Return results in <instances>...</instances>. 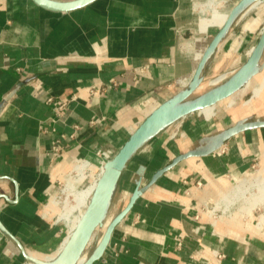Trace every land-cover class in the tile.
<instances>
[{"label":"crops","instance_id":"0c3cea01","mask_svg":"<svg viewBox=\"0 0 264 264\" xmlns=\"http://www.w3.org/2000/svg\"><path fill=\"white\" fill-rule=\"evenodd\" d=\"M196 1L96 0L58 13L32 0H0V221L27 253L47 256L60 242L63 231L46 210L75 164L116 153L190 83L211 86L246 62L259 40L254 21L246 20L256 6L245 11L251 1L223 0L236 12L219 36L229 16L199 12ZM263 56L252 86L264 76ZM111 80L117 88L90 93ZM50 97L68 101L60 115ZM242 101L234 108L225 101L209 119L197 112L170 123L136 150L96 233L103 235L140 187L139 197L92 264H264V210L218 227L195 219L207 202L264 172V91L247 106ZM94 117L106 122L91 127ZM241 127L247 129L232 134ZM186 154L148 188L159 170ZM254 165L261 171L248 174ZM26 262L0 228V264Z\"/></svg>","mask_w":264,"mask_h":264},{"label":"water","instance_id":"95a60500","mask_svg":"<svg viewBox=\"0 0 264 264\" xmlns=\"http://www.w3.org/2000/svg\"><path fill=\"white\" fill-rule=\"evenodd\" d=\"M32 1L43 9L52 12L67 13L83 8L96 0H75L70 2H56L50 0ZM248 1L257 2L264 0ZM235 12L236 8L232 10L230 17L226 21L219 36H222L228 29ZM263 52L264 30L261 32L259 40L252 49V52L246 62L231 76L228 81L195 100H190V98L199 88V86L195 82L193 84L190 83L187 89L182 91L178 96L158 107L138 126V128L132 133L129 139L119 149L114 158L109 161L104 174L98 181L96 189L89 201V204L81 221L71 235L67 245L64 247L56 260L52 262H45L29 256L22 243L6 229L0 221V228L2 229L4 234L8 236L13 242H15L26 261L34 262L36 264H77L80 256L86 249L93 233L99 226L103 224L118 179L136 150L158 129L190 114L197 113L203 109L216 106L220 102H223L224 100L237 93L254 76ZM204 63L205 60L203 61L202 65ZM245 129H247V127L237 128L233 131L232 134H236ZM189 156V154L181 155L174 159L170 165L159 170L148 184V188L152 186L167 170ZM139 194L140 187L134 193L126 208L123 209L110 223L107 230L103 234L100 243L97 245V247L92 252V255L84 264H92L95 260H98L103 255L112 238L115 228L130 212L134 203L139 197Z\"/></svg>","mask_w":264,"mask_h":264},{"label":"bare ground","instance_id":"6f19581e","mask_svg":"<svg viewBox=\"0 0 264 264\" xmlns=\"http://www.w3.org/2000/svg\"><path fill=\"white\" fill-rule=\"evenodd\" d=\"M262 2H264V1L252 2L250 4V6H248V8L245 11H249L250 9H252L253 7L257 6L258 4H260ZM213 4H216L215 0H210L207 3H200L197 0L196 1V8L198 9V11L200 10L199 12H205ZM231 12L229 14V17L231 15ZM263 30H264V28H263ZM187 47L188 46H186L185 49ZM229 76H227V77H229ZM224 78H226V75L219 76V77L215 78L214 80H212L210 82V85H215L218 82L222 81ZM252 82H253V80H252ZM253 84H254V82H253ZM201 87L202 86H200L194 92V94L197 93V91L199 89H201ZM248 89H252L253 98L261 96L263 91H264V76L262 78H260L258 84H256L255 86H252V83L248 82L237 93H235L230 98L226 99L229 101L230 106L233 108L236 107L238 105V101L243 98L244 94L247 92ZM245 105H246V103L245 104L243 103V106H245ZM200 113L205 118L209 119L210 117L217 114L216 113V106L203 109L200 111ZM115 155L116 154L111 155V153L105 152L104 157L98 156L96 162L89 160V159H85L81 163L75 164L73 166V171L76 173L77 179L76 180H72V179L68 180L67 185L64 189V191L66 193L65 208H67V210L64 211L65 210V208H64L63 212L59 214V220L61 219V220L65 221V223L68 226L71 225L70 229L67 232V233H69V235L64 239L59 251L55 255L42 256V255H38L36 253L28 252L29 256L34 257V258L39 259V260H42V261H45V262H52L56 258V256L58 257V255L62 252L64 247L67 245L71 235L75 231L76 227L78 226L79 222L81 221V219H82V217L86 211V209H85V211H83L82 207L87 208L89 201H90V199H91V197H92V195L96 189V186L98 184L99 179L104 174L109 161H111L114 158L113 156H115ZM96 164H98V165H96ZM96 169L97 170L101 169V171L97 177L93 176V173H92V171H94ZM88 172L90 173L92 182L88 186H86L85 188L79 189L77 187V184H79L80 180L82 178H84L86 173H88ZM237 202H241V203H239L240 205L244 204V207L241 206L240 210H247V209L250 210V209H253V208L261 206V205L263 206L264 205V177L262 175L260 176V174H259V177H257L256 179H254L252 181H248L246 179L240 181L236 186L233 187V189L229 193H224L222 195L220 201L218 202V206L219 207L224 206L225 207L224 209L228 210V209H230V207L232 205H235ZM48 212H50V211L48 210ZM102 227H103V224L95 230L92 237L90 238V241H89L86 249L84 250V252L80 256V259H79L77 264L86 263L89 256L87 257L86 260H84V253L87 250L90 242L92 241L96 231ZM105 227L106 226H104V228ZM100 241H99V243H100ZM99 243H97V244H99ZM27 264H36V263L28 261Z\"/></svg>","mask_w":264,"mask_h":264},{"label":"rangeland","instance_id":"374dc122","mask_svg":"<svg viewBox=\"0 0 264 264\" xmlns=\"http://www.w3.org/2000/svg\"><path fill=\"white\" fill-rule=\"evenodd\" d=\"M208 1H210V0H207V2ZM215 1H216V4L211 5V7L208 8L207 10L215 9L216 12H219L220 13V16L219 17H222L223 19L226 18V16H229V14L231 12L230 10H232V8L228 7L226 5V2L223 1V0L222 1L221 0H215ZM232 1L233 2H230V3H227V4L234 6L235 0H232ZM223 19H222V21H223ZM246 20H248L249 22L252 21V20L254 21V27L257 28L256 29V38L259 39V37L261 35V31L264 28V2L262 4H260L259 6H256V8L253 9L252 11H250L248 13V15H247ZM200 49H202V48H198V52H200ZM262 60H263L262 62H264V56H263ZM234 73L230 74L229 77H227L228 74H223V75H226V78H224L222 81L218 82L215 85H211V86H209L207 84L206 85H201L202 86L201 89H199L197 91V93H195L194 95H192L191 98H190V100H195V99H197V98L205 95L206 93L210 92L212 89H214L216 87H219L220 85H222L223 83H225L226 81H228ZM220 76H222V75H220ZM260 77L261 76H258L257 78L259 79ZM214 79H211V81L214 80ZM210 82H209V84H210ZM243 97L244 98H242V100H243L242 102H244V104L246 103L245 106L249 105L250 104V101L249 100L252 99V97H253L252 89H248L247 92L244 94ZM225 101L227 102V106L229 107L230 106L229 101L228 100H225ZM225 101L217 104V107L216 108L217 109L220 108L222 110L225 107V105H226V102ZM230 108H233V107L230 106ZM118 151H116V153ZM116 153H111V155H114ZM96 165H98V164H96ZM261 169H262V166H260V165H254L252 167L250 173H248V174H253V175L254 174H257V173H259V171H261ZM100 171H101V169H98V170L96 169V170L92 171L93 176H96L97 177L99 175ZM248 174L242 176L241 178H245V177L250 176ZM261 175L264 177V172H263V174L260 172V176ZM257 177H259V175ZM70 179H72V180H76L77 179V175H76V173L74 171H72L71 173H69L66 177H64L63 181L60 182V184H59L60 188L57 189L58 192H57V194L54 195L55 198H53L51 200V202H50V205H49L50 210L48 208V210L50 212L52 211L51 212V218L53 219V221L56 222V224L59 227H61V229L63 231V234H62L63 236L61 237L60 242L57 244V246L54 249L51 250V252L44 253L46 255L54 254L56 252L57 248L60 246L61 242L63 243L64 239L69 235V233H67V232L70 229L71 225L68 226L65 223V221H63L61 219L59 220V214L62 213L63 210H64V208H65L66 193H65L64 189H65V187L67 185L68 180H70ZM91 180L92 179H91L90 173L88 172V173H86L85 177L80 180L79 184H77V187L79 189L85 188L86 186H88L92 182ZM235 183H236V181L235 182L233 181V184L234 185H235ZM230 191H228V192H230ZM218 202H219V200L212 201V202L209 201V202H207V206L205 208V210H211L210 211V214L207 215L206 217L208 219H211V221L213 222V225L216 226V227H218L219 222L226 223L228 220H232V219L233 220H236V221L237 220H243V222H247L249 216L251 217V216H253V214H257L258 215L259 213H261L264 210V205L263 206L261 205V206L255 207V208L250 209V210L249 209H247V210H240L241 206L244 207V204H241V205L239 204L241 202H237L235 205H232L230 207V209L227 210V209H224L225 208L224 206L219 207L218 206ZM85 209H86V207H82V210L83 211H85ZM48 210H46V214L47 215H50V212H48ZM66 210H67V208H65L64 211H66ZM213 211H214V213H213V215H211ZM238 218H240V219H238ZM260 220H261V224H262L263 223V216L260 217L258 221H260ZM261 224H259V222H258V226H261ZM101 232L98 231L96 233V236L93 237V239L90 242L87 250L84 253V260H86L87 257L90 255V253L93 252L94 249L97 247V245H98L97 243H99V241L101 240V238L103 236V235H100ZM98 235H100V236L98 237ZM57 258L58 257L56 256V258L54 260H56Z\"/></svg>","mask_w":264,"mask_h":264},{"label":"built area","instance_id":"2783aa9c","mask_svg":"<svg viewBox=\"0 0 264 264\" xmlns=\"http://www.w3.org/2000/svg\"><path fill=\"white\" fill-rule=\"evenodd\" d=\"M143 70H144V69H143ZM141 72H142V71H141ZM117 87H118V82L115 81V80H111V81H109L108 83L101 82V83H99L98 85H95V84H94V85H92V86L90 87L89 91H90L91 94H96V93L105 94V93H107L108 91H110L111 89H115V88H117ZM74 98L76 99V97H74ZM48 103H52V104H54V105L56 106V107H55V108H56V112L60 115V114L62 113L64 107L67 106L68 101L63 100V101H59V102H58V101L55 100L54 97H50V98L48 99ZM105 122H106V119H105V118L94 117V118H92V119L90 120L89 125H90L91 127H97V126L100 125L101 123H105ZM79 128H80L79 125H75V126H74V129H75V130H78ZM62 137H64V136H62ZM71 137H72V138H75V133H73V134L71 135ZM61 148H62V147H61V142H60V141H57V142L53 145V150L56 151V152H59ZM104 154H105V152L102 151V152H99V153H98V156H99V157H104ZM197 186H198V187H201V183H198ZM206 206H207V205L205 204V205L202 207V209L199 211V213H197V215L195 216V219H196V220L199 221V220L205 218L207 215L210 214V211H211V210H205ZM213 213H214V211L212 212L211 215H213ZM213 253H214V255H215L217 258H219V259L222 258V257H224V255L220 254V253L217 252V251H214Z\"/></svg>","mask_w":264,"mask_h":264}]
</instances>
